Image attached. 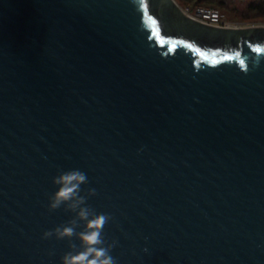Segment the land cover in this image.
<instances>
[{"label": "water", "instance_id": "1", "mask_svg": "<svg viewBox=\"0 0 264 264\" xmlns=\"http://www.w3.org/2000/svg\"><path fill=\"white\" fill-rule=\"evenodd\" d=\"M100 216L115 264H264V25L0 0V264H63Z\"/></svg>", "mask_w": 264, "mask_h": 264}, {"label": "clouds", "instance_id": "2", "mask_svg": "<svg viewBox=\"0 0 264 264\" xmlns=\"http://www.w3.org/2000/svg\"><path fill=\"white\" fill-rule=\"evenodd\" d=\"M85 180V175L79 172H73L58 179L56 183L62 184L63 187L57 193L52 207L56 208L61 202L72 198L79 185L84 183ZM80 216L86 217L87 211L81 210ZM105 220V217L100 216L89 223L88 228L90 231L81 235V239L86 246L85 250L75 256L67 254L64 257L63 264H115V260L109 254L108 250L100 246L102 244L100 234ZM57 233L61 238L71 237L73 235V229L65 228L63 231L57 229Z\"/></svg>", "mask_w": 264, "mask_h": 264}, {"label": "trees", "instance_id": "3", "mask_svg": "<svg viewBox=\"0 0 264 264\" xmlns=\"http://www.w3.org/2000/svg\"><path fill=\"white\" fill-rule=\"evenodd\" d=\"M181 7L218 10L228 20L246 25H264V0H175ZM244 2V3H243Z\"/></svg>", "mask_w": 264, "mask_h": 264}, {"label": "built area", "instance_id": "4", "mask_svg": "<svg viewBox=\"0 0 264 264\" xmlns=\"http://www.w3.org/2000/svg\"><path fill=\"white\" fill-rule=\"evenodd\" d=\"M182 10L186 16L211 27L238 29L248 26H261L232 23L216 9L205 7H197L196 9H192L191 7H186L182 8Z\"/></svg>", "mask_w": 264, "mask_h": 264}, {"label": "rangeland", "instance_id": "5", "mask_svg": "<svg viewBox=\"0 0 264 264\" xmlns=\"http://www.w3.org/2000/svg\"><path fill=\"white\" fill-rule=\"evenodd\" d=\"M240 1V0H239ZM242 1H247V0H242ZM244 3V2H243ZM179 5V4H178ZM180 6V5H179ZM181 7V6H180ZM181 8H184V7H181ZM230 21V20H229ZM230 22H232V21H230ZM232 23H235L236 24V22H232ZM238 24H240V23H238Z\"/></svg>", "mask_w": 264, "mask_h": 264}]
</instances>
